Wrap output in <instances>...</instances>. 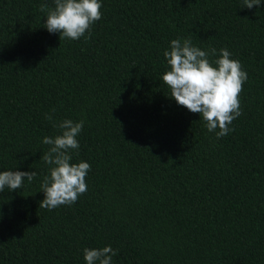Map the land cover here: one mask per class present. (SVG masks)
<instances>
[{"label":"trees","instance_id":"1","mask_svg":"<svg viewBox=\"0 0 264 264\" xmlns=\"http://www.w3.org/2000/svg\"><path fill=\"white\" fill-rule=\"evenodd\" d=\"M45 2L0 0V172L38 173L0 192V264H87L109 245L112 264H264V0H102L91 38L62 41ZM177 38L227 48L248 74L225 137L170 97ZM49 113L85 121L72 162L91 165L87 192L53 210Z\"/></svg>","mask_w":264,"mask_h":264},{"label":"clouds","instance_id":"2","mask_svg":"<svg viewBox=\"0 0 264 264\" xmlns=\"http://www.w3.org/2000/svg\"><path fill=\"white\" fill-rule=\"evenodd\" d=\"M54 6L41 3L39 11L46 13L45 28L49 33H60L61 41L91 38V28L102 18V0H53ZM262 0H243L248 9L261 5ZM87 34V35H86ZM232 53L222 48L202 50L194 46L191 38H177L171 41L164 51L169 70L162 80L170 89V97L178 105L192 113L200 114L209 132L216 138L227 136L234 128L229 125L242 115L240 94L248 80L239 60L232 59ZM218 56L217 59H210ZM56 110L52 109V113ZM45 118L58 128L59 134L45 136L42 143L48 150L41 160L49 166L40 184L45 198L40 208L53 210L61 205L71 206L80 195L87 192L86 176L91 170L88 162L73 163V152L80 148L77 137L82 132L84 120L75 122L65 119L54 122L51 113ZM219 129V131H216ZM36 171L6 170L0 172V192L5 189H23L24 182L30 184L37 178ZM84 259L87 264H112L118 250L110 245L102 248H85Z\"/></svg>","mask_w":264,"mask_h":264}]
</instances>
